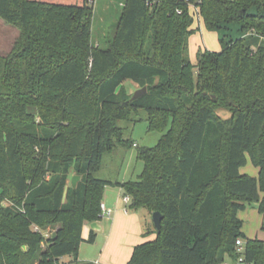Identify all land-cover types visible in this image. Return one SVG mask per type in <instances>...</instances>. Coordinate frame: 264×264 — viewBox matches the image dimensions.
<instances>
[{
	"label": "trees",
	"instance_id": "obj_1",
	"mask_svg": "<svg viewBox=\"0 0 264 264\" xmlns=\"http://www.w3.org/2000/svg\"><path fill=\"white\" fill-rule=\"evenodd\" d=\"M94 3L0 0V17L20 29L0 56V264H96L78 255L107 185L124 189L130 209L163 215L126 264L236 261L239 213L250 204L264 213V0H124L114 34L98 43ZM201 23H236L244 36L220 39L193 64ZM127 80L145 95L132 98ZM140 109L150 130L167 131L138 149L139 178H96L115 138L127 143L119 120ZM249 160L257 177L241 172ZM54 224L50 237L33 228ZM245 253L264 264V241L246 240Z\"/></svg>",
	"mask_w": 264,
	"mask_h": 264
},
{
	"label": "rangeland",
	"instance_id": "obj_2",
	"mask_svg": "<svg viewBox=\"0 0 264 264\" xmlns=\"http://www.w3.org/2000/svg\"><path fill=\"white\" fill-rule=\"evenodd\" d=\"M124 0H95L94 9V24H93V41L98 43L104 38L114 34L116 26L119 22L123 5L120 2ZM197 15V14H196ZM20 34V29L11 23H7L0 17V56L7 55L13 48L17 36ZM244 36V32L241 31L240 25L233 23L229 28L218 30H208L204 26H201L195 31L189 40V57L193 64L196 63V54L200 51L207 49L211 51H220L221 44L220 39L233 40L238 37ZM197 71V69H196ZM125 84L131 92L136 91L138 85L125 81ZM218 112L225 118L230 113L227 108H219ZM148 114L143 109H140L137 113H134L133 118L130 120H119L118 124L123 130L122 139L127 141L124 143L118 138H115L114 148L104 153L101 160V167L94 173V176L98 179H104L116 183L117 181L124 182L129 180H136L139 174L142 172L144 163L137 157L138 149L147 146H155L161 139L162 135L167 131L150 130L147 121ZM259 168L253 165L251 160L242 167L241 172L250 174L252 176H258ZM72 177L70 176L69 183H72ZM81 180V179H80ZM126 192L122 187L115 185H107L104 189L103 201L109 204L117 203L120 198L126 196ZM124 202V201H123ZM126 205L122 203V205ZM129 205V204H128ZM130 214L135 212L139 213L140 225L143 227L142 234L149 236V228L154 232L156 230L155 224H153L152 214L147 209H130ZM248 207L239 213V217L243 222L242 233L243 239H261L264 241V213L260 212L258 205L250 204ZM114 207V206H113ZM112 207V208H113ZM111 208V210H113ZM114 211V210H113ZM112 211L111 215H104L100 219L99 224L103 226L102 230L96 231L97 239L94 243L83 241L81 242L79 250V258L84 259L89 257L92 261L102 259V264H115L120 260L122 250L129 243L127 237L122 232L112 229V220L116 218L117 213ZM59 225L54 224L46 228H41L42 232L52 236L55 233V229ZM85 227V226H84ZM122 229V228H121ZM120 229V230H121ZM83 237H89V227L83 228ZM139 242L144 241V236H140ZM102 257V258H101ZM73 259V256H64L59 258L55 264L69 263ZM98 262V261H97ZM107 262V263H106ZM221 264H236V261L230 256L225 259Z\"/></svg>",
	"mask_w": 264,
	"mask_h": 264
},
{
	"label": "crops",
	"instance_id": "obj_3",
	"mask_svg": "<svg viewBox=\"0 0 264 264\" xmlns=\"http://www.w3.org/2000/svg\"><path fill=\"white\" fill-rule=\"evenodd\" d=\"M120 4L123 5V2H120ZM201 26H204L203 23L200 24V27ZM200 27H199V29H200ZM191 37H192V35H191ZM196 61H197V54H196ZM102 203H104L105 204V207L107 209H110V210L114 206L112 208L114 211L113 210L112 211L114 213H117V215H116V218L112 220L113 221L112 224H111L112 229L115 232V234L117 233L116 231H118V230H119V232H122L123 234H125V237H127V240L126 241L129 242L126 245V247L124 248V250H122V255L120 256V260L118 262H115V264H126L131 259V255H132L134 246L136 244L149 241V239H154L156 237V233L153 232V230L151 228H149V236L148 237H146V234H142V232L144 230H143L142 225H140L139 213L135 212L133 214H130V211L127 208V205H124V204L122 205V203H124L122 198H120L117 201V203H114L113 206H112V204H109L106 201H102ZM124 208H127L128 211H126ZM139 209L143 210L145 208H139ZM148 212L150 213V215L152 214L149 211V209H148ZM102 217H104V215H102L101 218ZM96 222L98 223L99 226H101V229H99V230H102L103 229V226H102V224L101 225L99 224L100 220H98ZM84 226L83 227L86 228V229L89 227V229H90L89 235H91L92 231H94L95 233H96V231H98V230L92 228L91 222H86L84 224ZM56 229H55V231H56ZM83 232H84V230H83ZM45 236L46 237H50V234L48 233ZM140 236L141 237L144 236V239L145 240L138 243L139 240H135V239H140ZM82 237H83V233H82ZM88 238L89 237H86V238L83 237V241H85V242L88 241ZM96 239H97V233H96V236H95V240L92 243H94L96 241ZM78 258H79V255H78ZM88 258L89 257L84 258V259H81V258H79V259L82 260V261H87V260L88 261H92L91 259H88ZM73 260L74 259H72L71 262H69V263H63V264H74L73 263ZM93 262H95V261H93ZM101 262H102V259H98V260H96L95 263L96 264H102Z\"/></svg>",
	"mask_w": 264,
	"mask_h": 264
},
{
	"label": "built area",
	"instance_id": "obj_4",
	"mask_svg": "<svg viewBox=\"0 0 264 264\" xmlns=\"http://www.w3.org/2000/svg\"><path fill=\"white\" fill-rule=\"evenodd\" d=\"M195 9L198 12V8L195 7ZM123 201L126 205H128L131 202V197L129 195H126L124 196ZM124 209L128 211L127 208H124ZM101 210H102V215H111L112 213V210L107 209L104 203H101ZM33 228H34V231L36 232L42 231V229L39 226L34 225ZM245 249H246V239L238 238L236 241V252L239 254V256L236 260V264H253V263L246 261Z\"/></svg>",
	"mask_w": 264,
	"mask_h": 264
},
{
	"label": "water",
	"instance_id": "obj_5",
	"mask_svg": "<svg viewBox=\"0 0 264 264\" xmlns=\"http://www.w3.org/2000/svg\"><path fill=\"white\" fill-rule=\"evenodd\" d=\"M147 92V86H145L144 88H141V89H137L132 98L134 99H138L139 97L145 95V93ZM72 184L74 187L77 186L78 182L80 181V176L78 175H73L72 176ZM162 218H163V215L161 212L159 211H155L152 213V220H153V224H155V227H156V230L157 231H160L161 230V221H162ZM91 226L93 229H96V230H99L101 229V226L98 225V223L95 221V222H92L91 223ZM26 248V245L24 246Z\"/></svg>",
	"mask_w": 264,
	"mask_h": 264
}]
</instances>
